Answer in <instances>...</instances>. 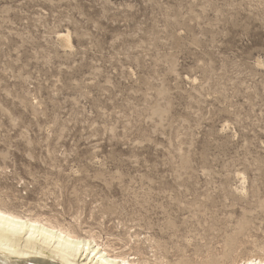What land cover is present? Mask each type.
<instances>
[{"label": "rangeland", "instance_id": "1", "mask_svg": "<svg viewBox=\"0 0 264 264\" xmlns=\"http://www.w3.org/2000/svg\"><path fill=\"white\" fill-rule=\"evenodd\" d=\"M0 199L136 264L264 259V0H0Z\"/></svg>", "mask_w": 264, "mask_h": 264}, {"label": "bare ground", "instance_id": "2", "mask_svg": "<svg viewBox=\"0 0 264 264\" xmlns=\"http://www.w3.org/2000/svg\"><path fill=\"white\" fill-rule=\"evenodd\" d=\"M69 35L59 36L69 43ZM88 238L78 236L73 228L11 211L0 199V264H136L110 255ZM240 264H264V259L251 257Z\"/></svg>", "mask_w": 264, "mask_h": 264}]
</instances>
